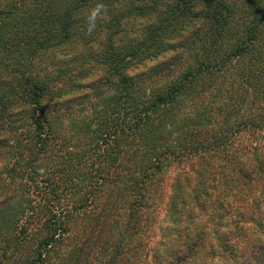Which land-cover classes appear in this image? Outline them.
Wrapping results in <instances>:
<instances>
[{"label": "trees", "instance_id": "trees-1", "mask_svg": "<svg viewBox=\"0 0 264 264\" xmlns=\"http://www.w3.org/2000/svg\"><path fill=\"white\" fill-rule=\"evenodd\" d=\"M0 264H264V0H0Z\"/></svg>", "mask_w": 264, "mask_h": 264}, {"label": "clouds", "instance_id": "clouds-1", "mask_svg": "<svg viewBox=\"0 0 264 264\" xmlns=\"http://www.w3.org/2000/svg\"><path fill=\"white\" fill-rule=\"evenodd\" d=\"M106 12V6L102 3H97L94 7L89 10V13L87 15V31L89 33H91L95 29L97 20L106 15Z\"/></svg>", "mask_w": 264, "mask_h": 264}, {"label": "rangeland", "instance_id": "rangeland-1", "mask_svg": "<svg viewBox=\"0 0 264 264\" xmlns=\"http://www.w3.org/2000/svg\"><path fill=\"white\" fill-rule=\"evenodd\" d=\"M153 63L144 62L142 65H139L137 68H134V69L130 68L129 70H127V73L128 74H134L136 72H139V71L143 70L144 67L151 66Z\"/></svg>", "mask_w": 264, "mask_h": 264}]
</instances>
